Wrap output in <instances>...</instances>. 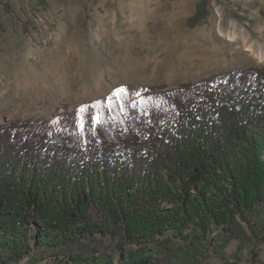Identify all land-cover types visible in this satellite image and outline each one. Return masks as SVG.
Returning a JSON list of instances; mask_svg holds the SVG:
<instances>
[{
	"label": "trees",
	"instance_id": "trees-1",
	"mask_svg": "<svg viewBox=\"0 0 264 264\" xmlns=\"http://www.w3.org/2000/svg\"><path fill=\"white\" fill-rule=\"evenodd\" d=\"M82 107L0 125V264H229L264 237L263 68Z\"/></svg>",
	"mask_w": 264,
	"mask_h": 264
},
{
	"label": "rangeland",
	"instance_id": "rangeland-1",
	"mask_svg": "<svg viewBox=\"0 0 264 264\" xmlns=\"http://www.w3.org/2000/svg\"><path fill=\"white\" fill-rule=\"evenodd\" d=\"M257 46L264 0H0V125L73 114L119 88L133 98L264 69ZM225 254L264 264V237L232 240ZM202 264L221 262L210 253Z\"/></svg>",
	"mask_w": 264,
	"mask_h": 264
},
{
	"label": "snow or ice",
	"instance_id": "snow-or-ice-1",
	"mask_svg": "<svg viewBox=\"0 0 264 264\" xmlns=\"http://www.w3.org/2000/svg\"><path fill=\"white\" fill-rule=\"evenodd\" d=\"M125 92V89L124 88H119V89H116L114 92H113V95L114 96H117L119 97L120 95H122L123 93ZM85 109L83 107L80 108V112H84ZM92 122L95 123V124H99L100 123V120H99V116H92Z\"/></svg>",
	"mask_w": 264,
	"mask_h": 264
},
{
	"label": "bare ground",
	"instance_id": "bare-ground-1",
	"mask_svg": "<svg viewBox=\"0 0 264 264\" xmlns=\"http://www.w3.org/2000/svg\"><path fill=\"white\" fill-rule=\"evenodd\" d=\"M256 48H257L258 51H259V55H260V57H263L264 52H263L262 48H261L260 46H257ZM250 49H252V48L250 47Z\"/></svg>",
	"mask_w": 264,
	"mask_h": 264
}]
</instances>
